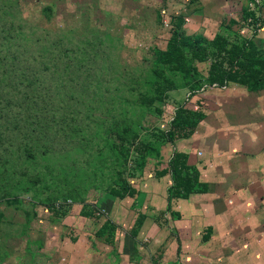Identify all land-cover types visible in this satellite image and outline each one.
<instances>
[{"label": "rangeland", "instance_id": "374dc122", "mask_svg": "<svg viewBox=\"0 0 264 264\" xmlns=\"http://www.w3.org/2000/svg\"><path fill=\"white\" fill-rule=\"evenodd\" d=\"M3 4L26 32H45V41L61 36L65 51L59 93L43 106V126L29 124L37 118L15 102L0 112V264H173L167 240L151 241L152 228L167 226L165 211L135 214V202H119L110 190L125 182L147 198L162 177L163 198L176 144L186 143L177 140L172 120L178 106L199 111L200 124L210 128L264 127V90L208 86L210 61L190 51L217 34L264 50V0ZM44 6L51 8L46 18ZM174 31L183 63L168 49ZM141 97L153 103L140 105ZM145 217L136 239L135 222Z\"/></svg>", "mask_w": 264, "mask_h": 264}, {"label": "crops", "instance_id": "0c3cea01", "mask_svg": "<svg viewBox=\"0 0 264 264\" xmlns=\"http://www.w3.org/2000/svg\"><path fill=\"white\" fill-rule=\"evenodd\" d=\"M184 141L175 151L187 155V165L198 172L207 191L169 202L166 186L163 198L160 194V177L154 178L147 198L138 192L133 198L116 199L135 202V214L146 213L147 207L151 215L165 211L167 226L153 223L157 229L152 228L156 236L151 241L167 240L173 264H264V127L210 128L199 122L193 134L179 142Z\"/></svg>", "mask_w": 264, "mask_h": 264}, {"label": "trees", "instance_id": "16d2710c", "mask_svg": "<svg viewBox=\"0 0 264 264\" xmlns=\"http://www.w3.org/2000/svg\"><path fill=\"white\" fill-rule=\"evenodd\" d=\"M6 7L10 9L9 5ZM50 11L49 6H44L40 9V14L46 18ZM8 15L5 7L3 9L0 6V112L3 108L12 111L13 107L10 105L15 102L16 109L37 118L29 124L43 126L39 122L40 116L42 117L44 112L48 113L43 106H46L50 97L56 102L55 98L61 85L59 66L62 51H65L61 48V36L54 33L50 41H45V32L42 36L38 32H26L22 20L11 19ZM168 47L178 62L185 61L183 48L178 45L176 31ZM190 49L191 55L197 60L210 61L206 76L208 86L224 87L227 84H236L249 92L264 90V50H259L252 40L247 39L240 45L232 44L224 36L217 34L207 44L194 45ZM2 89H5L4 92ZM3 97L6 99L2 104ZM153 100L141 97L139 103L150 106ZM172 120L177 127V140H183L193 134L202 120V114L178 106ZM24 139H29V136H24ZM170 168L172 183L167 190L169 202L172 199H187L192 194L207 191V184L199 180L198 172L187 165L186 154L174 151ZM166 173L164 170L159 175ZM110 193L115 198L123 199L133 198L138 191L124 182L118 189H111ZM57 204L59 205V201ZM142 222V218L136 220L132 236H136V230ZM206 238L203 236V239Z\"/></svg>", "mask_w": 264, "mask_h": 264}, {"label": "built area", "instance_id": "2783aa9c", "mask_svg": "<svg viewBox=\"0 0 264 264\" xmlns=\"http://www.w3.org/2000/svg\"><path fill=\"white\" fill-rule=\"evenodd\" d=\"M68 203H70V201Z\"/></svg>", "mask_w": 264, "mask_h": 264}]
</instances>
